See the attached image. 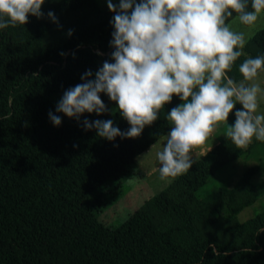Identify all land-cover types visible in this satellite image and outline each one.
Returning a JSON list of instances; mask_svg holds the SVG:
<instances>
[{
	"label": "trees",
	"instance_id": "16d2710c",
	"mask_svg": "<svg viewBox=\"0 0 264 264\" xmlns=\"http://www.w3.org/2000/svg\"><path fill=\"white\" fill-rule=\"evenodd\" d=\"M42 11L43 19L0 29V264H264V224L227 223L264 192L253 180L264 170L255 138L238 149L224 137L122 224L99 219L92 194L170 131L166 114L181 101L173 97L138 138L114 141L82 126L111 119L129 128L106 95L113 112L102 116L78 123L56 113L54 97L110 57L113 13L99 0H45ZM244 52L264 55V29ZM245 58L229 73L236 80ZM49 111L62 117L59 127ZM240 160L256 163L240 174Z\"/></svg>",
	"mask_w": 264,
	"mask_h": 264
},
{
	"label": "clouds",
	"instance_id": "9594fccd",
	"mask_svg": "<svg viewBox=\"0 0 264 264\" xmlns=\"http://www.w3.org/2000/svg\"><path fill=\"white\" fill-rule=\"evenodd\" d=\"M45 0H0V29L26 25L29 16L45 18ZM113 13L110 57L93 73L86 70L78 83L63 92L55 112L81 122L85 113L113 112L101 98L116 104L129 124L122 131L111 119H83L85 131L114 141L138 138L145 126L158 120L161 110L178 97L167 112L170 131L156 151L161 180L187 173L193 152L213 132L226 125L225 137L238 149L255 138L264 142V55L247 56L244 48L264 17V0H106ZM47 18L59 25L53 11ZM242 26V27H241ZM72 35V30L67 33ZM61 56L65 53L61 52ZM242 79L229 75L236 61ZM242 107L237 109L236 105ZM235 109V111H234ZM234 111L235 121L229 124ZM54 126L62 117L48 113ZM264 231V229H261Z\"/></svg>",
	"mask_w": 264,
	"mask_h": 264
},
{
	"label": "rangeland",
	"instance_id": "374dc122",
	"mask_svg": "<svg viewBox=\"0 0 264 264\" xmlns=\"http://www.w3.org/2000/svg\"><path fill=\"white\" fill-rule=\"evenodd\" d=\"M99 2L101 6L107 8L106 0H99ZM262 29H264V17L258 21L257 28L253 29V31L256 34ZM259 82L264 87V72L260 73ZM62 95L63 93H59L54 97L55 104L61 99ZM260 104L259 111L261 114H264V98L261 99ZM241 107L239 104L236 105L237 109ZM234 111L229 116L228 123L230 125L235 121ZM225 129L226 125H220L204 145L194 150L193 157L195 161L225 137ZM164 137L147 151L143 152L127 170L121 171L119 175L92 194L94 198L92 199L94 210L104 224L108 226L122 224L132 213L142 206L145 200L158 194L175 179L161 180L159 176V165L155 154L159 150ZM254 163L256 161H249L248 163L242 160L238 161L239 173H242L247 164ZM253 180L256 186L264 189V170L257 174ZM215 185L217 183L211 184L209 189H212ZM251 201V205H248L234 219H230L227 222L229 228H232L234 224L245 222L253 217L256 225L264 224V192L258 198L251 199ZM258 214L261 215L256 217Z\"/></svg>",
	"mask_w": 264,
	"mask_h": 264
}]
</instances>
